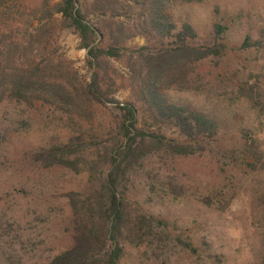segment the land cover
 Wrapping results in <instances>:
<instances>
[{
  "label": "rangeland",
  "instance_id": "rangeland-1",
  "mask_svg": "<svg viewBox=\"0 0 264 264\" xmlns=\"http://www.w3.org/2000/svg\"><path fill=\"white\" fill-rule=\"evenodd\" d=\"M172 12L178 28L188 21L197 30L192 45L218 44L215 23L227 27L219 53L197 63L195 89L166 91L214 117L218 129L212 139L192 140L177 127L162 128L167 139L199 147L152 153L122 182L134 229L121 241L118 264H264V0H180ZM172 41L139 35L126 45L158 50ZM80 44L77 32L64 30L59 52L88 80ZM111 62L127 72L125 57ZM115 98L133 99L125 85ZM116 105L93 106L85 118L39 102L0 103V264H47L74 244L68 194L84 199L101 189L108 166L76 172L44 158L59 144L69 154L84 141L112 139Z\"/></svg>",
  "mask_w": 264,
  "mask_h": 264
},
{
  "label": "trees",
  "instance_id": "trees-1",
  "mask_svg": "<svg viewBox=\"0 0 264 264\" xmlns=\"http://www.w3.org/2000/svg\"><path fill=\"white\" fill-rule=\"evenodd\" d=\"M178 1L0 0V103L39 102L85 118L93 117V106L106 102L117 103L120 110L111 126L116 131L112 139L95 146L84 141L69 154L59 144L44 158L45 164L76 172L108 166L101 189L84 199L76 191L68 194L74 244L47 264H118L121 241L134 229L130 203L120 194L122 182L152 153L187 155L199 147L167 139L162 128L177 127L192 140L212 139L217 133L214 117L172 101L166 91L195 89L197 63L219 53L227 27L215 23L219 42L214 46L190 44L198 33L188 21L178 28L172 12ZM67 29L78 33L80 45L87 50L88 80L59 52L61 33ZM139 35L173 41L158 50L126 45ZM122 57L128 67L125 73L111 62ZM124 85L133 99L121 104L115 92Z\"/></svg>",
  "mask_w": 264,
  "mask_h": 264
}]
</instances>
